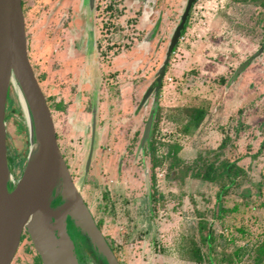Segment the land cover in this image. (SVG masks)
<instances>
[{
	"label": "rangeland",
	"instance_id": "rangeland-1",
	"mask_svg": "<svg viewBox=\"0 0 264 264\" xmlns=\"http://www.w3.org/2000/svg\"><path fill=\"white\" fill-rule=\"evenodd\" d=\"M56 1L24 0L28 57L48 100L58 147L73 182L121 264H264V49L226 88L237 67L261 47L264 14L254 5H238L232 0H197L193 4L185 40L174 45V54L166 65L165 75L172 82L162 81L154 133L159 157L166 155L168 145L175 144L180 146L178 156L185 162L194 161L198 155L207 160L219 157L242 167L246 178L230 185L218 206V183L183 176L180 170H170V160L164 159L158 166L166 172L164 179L155 181V169L152 172L154 191L161 197L148 209L143 173L146 167L150 176L151 163L145 154L146 146L139 152L138 146L151 105L148 101L145 107L137 106L162 64L167 42L187 0H147L153 6L148 19L138 5L129 9L128 0H98L96 25L100 34L105 30L125 46L115 53L111 49L109 57L103 58L101 78L107 82L101 85V105L105 114L110 108L106 114L108 128L102 137L97 133L94 136L87 175L84 166L91 140L89 107L83 112L73 108L79 109L80 104L83 107L86 101L83 86L91 80L95 85L99 82L97 52L88 46L91 40L87 38V44L82 46L78 40L79 48L77 41L73 44L74 62L78 60L83 69L77 88V66L65 63L69 71L59 72L62 76L52 68L58 63V43L68 46L70 34L80 39L86 32L88 36L94 11L87 8V0H75L79 4L71 31L61 27L60 14L66 8L57 7ZM108 2L110 15L104 10ZM156 22L158 30L153 39L142 44ZM118 34L123 36L118 38ZM11 88L12 84L5 116L8 185L13 188L31 160L33 134L29 116L25 120L23 106ZM74 90L79 95L76 99ZM88 95L93 102L95 92ZM191 105H202L207 114L198 128L186 131L188 123L182 120V109ZM99 142L102 149L98 148ZM247 187L252 194L245 199L240 193ZM50 198L53 208L63 203L61 196L54 194ZM197 213H203L208 223L203 231L199 229ZM66 230L78 264H91V249L70 220ZM207 230L213 237L209 248L201 239ZM191 248L199 249L204 260L192 261ZM15 256L19 264H41L27 234L21 237Z\"/></svg>",
	"mask_w": 264,
	"mask_h": 264
},
{
	"label": "water",
	"instance_id": "water-1",
	"mask_svg": "<svg viewBox=\"0 0 264 264\" xmlns=\"http://www.w3.org/2000/svg\"><path fill=\"white\" fill-rule=\"evenodd\" d=\"M94 1L87 0L89 11L94 10ZM195 1H186L180 15V23L172 30L164 60L138 105V109L145 107L148 101L151 105L138 152L149 141L166 65L174 45L178 43L185 28L190 8ZM90 25L89 37L92 45H95L94 23ZM155 30L156 27L143 39L142 44L153 38ZM263 49L264 47H261L256 55L249 57L237 67L226 88L234 83ZM10 84L12 87L14 84L18 87L25 102L29 130L33 134V144L36 146L35 154L13 188L8 185L5 116ZM91 126L92 135L84 166L85 175L89 171L94 151L96 106L93 107ZM143 176L147 207L150 209L151 181L146 167ZM54 192L63 198V203L58 208L50 205V197ZM67 218L89 246L91 256L97 262L120 264L97 226L80 189L73 182L60 153L51 111L29 61L21 0H0V264H11L23 232L28 235L42 264H78L74 256L73 242L66 230Z\"/></svg>",
	"mask_w": 264,
	"mask_h": 264
},
{
	"label": "trees",
	"instance_id": "trees-1",
	"mask_svg": "<svg viewBox=\"0 0 264 264\" xmlns=\"http://www.w3.org/2000/svg\"><path fill=\"white\" fill-rule=\"evenodd\" d=\"M232 1L237 3L238 5H254L255 7H257V9L261 15L264 14V0H232ZM21 4H22V10H23V14H24V11H25L24 10V8H25L24 0H21ZM184 30H185V28H184ZM184 30H183V32H184ZM261 47H264V41H263ZM173 51H175V48H173ZM35 77H36L38 83H40L38 76L35 75ZM42 77H43V75H42ZM12 90H14V89H12ZM54 106L58 107V108L61 107L60 104L59 105L56 104ZM182 111H183L182 120L185 119L186 122L188 123L185 127L186 131L188 129H190L191 127L195 128V129L198 128L201 125V123L203 122L204 117L207 114V109L202 107V105H191L190 108L184 107L182 109ZM12 112L13 111H9V114H11ZM159 112H160V108L158 107V110L156 111V114L154 116L155 121L153 122V125H152L151 135H150L149 141L146 143V150H145V154L149 157V160L151 163V174H150L151 190H152V192H151V203H155L158 200V198L161 197L160 195H157V193L154 191L152 172L154 169L158 168L159 165H161V163L163 162L164 159H169L170 160V165H169L170 170H172V169L180 170V173H182L183 176L189 175V177H191L193 179H201V180H204V181L209 182V183H218L220 190L216 194V198H217V205L221 206V202H220L221 197L227 193L230 185H232V184L235 185L237 179L246 178L245 170L242 167L236 165L234 162H228L224 159L219 160V157H216L214 160H207L205 157L198 155L194 161H192L190 163L185 162V161L181 160L178 156V153L180 151V146L175 145V144L168 145L166 155L163 157L162 156L159 157L157 155L156 147H155V145L159 142L156 141V139L154 137L156 126H157V123L159 121ZM239 124L240 123L238 121L236 128L234 129L235 132L238 131L237 127ZM225 144H226V142L223 141L221 146L224 147ZM261 148L262 147L260 146L259 150H261ZM251 194H252V189L250 187L243 188L241 193H240V195L242 197H244L245 199L249 198L251 196ZM105 196H107V195H105ZM197 215L199 217V229L201 231H203L204 229H207L208 223L203 219V213H197ZM96 224L100 229L99 221H97ZM201 239H202L203 243L207 245V248H209L211 245V242L213 240V237H212V234L210 232H208V230H207L205 235L201 234ZM107 243H108V241H107ZM110 248L113 251V253L115 254L119 263L121 264V261H120V258L118 256L117 252L111 246H110ZM190 250H191L190 252H191V260L192 261L204 260V256L202 254H200L199 249L191 248Z\"/></svg>",
	"mask_w": 264,
	"mask_h": 264
},
{
	"label": "crops",
	"instance_id": "crops-1",
	"mask_svg": "<svg viewBox=\"0 0 264 264\" xmlns=\"http://www.w3.org/2000/svg\"><path fill=\"white\" fill-rule=\"evenodd\" d=\"M66 4H69L71 7H70V10L69 11H67L66 13H65V16H64V18L62 17V14H60V16H61V19H60V23H61V27L62 28H68V29H73V24L71 23L72 22V19H73V16H74V13H75V9H76V7H75V5H73V3H72V1H67L66 2ZM59 16V17H60ZM72 29H71V31H72ZM78 40H81V46H82V44L84 45V43H86L87 44V37H86V35L85 36H83L81 39H80V37L78 36V35H76L75 34V36L73 37L71 34H70V37H69V39H68V46L66 45V44H64V42H62V41H60L59 43H58V51L57 50H55V56H56V59H58V63L57 64H54V66H53V68L52 69H54L55 70V72H57L58 71V73L59 72H68L67 71V69H68V66L66 67L65 66V63H67V62H69L70 63V66H73V68L74 67H76V69L78 70V75H77V81H76V83H75V87L77 86V84H78V79H79V77H80V74L79 73H82V71H83V69H82V66L80 67L79 65H80V63L78 62V60L76 61V62H74L75 61V57H76V55L75 54H73V51H75L74 50V43L76 42V41H78ZM85 41V42H84ZM78 48H79V42H78ZM84 48V47H83ZM69 50H70V52H69ZM85 50H86V47H85ZM66 57H68V58H66ZM82 59V58H81ZM78 64V65H77ZM70 68V67H69ZM61 76H62V74L61 73H59ZM91 76V75H90ZM62 79H64L63 77H62ZM94 86L95 88H94V92H95V95H94V100H93V102H94V104H92V107L93 106H96V119H97V122H96V127H97V136H99V137H102V133H103V131H107V128L108 127H106V125H107V122H106V114H109L110 113V108L109 107H107L106 108V111H108L109 113H106L105 114V112H103V109H102V105H101V99H102V94H103V91H102V89H101V85H100V83L98 82V84H96L95 85V83H94V81H92L91 80V82L89 83V82H87L83 87H85V90L87 91L86 93H87V98H86V101L84 102V104H83V107L81 106V104H80V106H79V109H75V107L73 108V110L74 111H76V112H78V111H82L83 112V110H85L86 108H88L89 107V114H90V106H91V97H89V95H88V92H90L89 90H90V86ZM74 87V88H75ZM77 88V87H76ZM100 89V90H99ZM75 91V90H74ZM75 94H74V99H76V97H79V95L77 94V91H75L74 92ZM73 99V100H74ZM88 100H89V103H88ZM92 102V103H93ZM101 105V106H100ZM74 106V105H73ZM81 107V108H80ZM76 113H74V115H75ZM76 119V118H75ZM90 121H91V116H90ZM89 125V124H88ZM88 125H86V126H88ZM100 142L98 143V148L99 149H102V148H100ZM94 152V151H93ZM90 170H91V168H90ZM146 204H147V201H146Z\"/></svg>",
	"mask_w": 264,
	"mask_h": 264
},
{
	"label": "flooded vegetation",
	"instance_id": "flooded-vegetation-1",
	"mask_svg": "<svg viewBox=\"0 0 264 264\" xmlns=\"http://www.w3.org/2000/svg\"><path fill=\"white\" fill-rule=\"evenodd\" d=\"M67 1H72V3H73V5H75V7L77 8V6H78V4H79V2L76 4V2H75V0H57L56 1V3H55V5L57 6V7H63L64 9L66 8V11L65 10H63V14H62V17L64 18V16H65V13L67 12V11H69L70 10V5L69 4H66V2ZM129 1V3L127 4V6L129 7V9H131V8H133L135 5H138V8L141 10V13H142V15H144L145 17H147V19H148V15H150V13L151 12H153V6L151 5V3H147L148 1H146V2H144V1H142V0H128ZM196 2V1H195ZM194 2V3H195ZM63 3L65 4V5H63ZM193 3V4H194ZM155 4H156V1H155ZM193 4H192V6H193ZM150 5V6H149ZM192 6H191V8H192ZM97 8H98V0H95L94 1V17H93V19L91 20V23H94V30H95V45H92V43H91V45H89L88 44V46L89 47H91V49H95L96 50V52H97V64H98V76H99V83H100V85H103V82L104 83H106L107 82V79L105 78V79H102L101 78V71L103 70V69H101V66H103V58H108L109 56H108V54H110V52H112L111 51V49H113L114 48V53L115 52H118V51H121V49L125 46V45H121V41H119V42H116L115 40H113V38H111V36H110V33L109 32H104L103 31V35H101L100 34V32H99V30H98V28H97V22H96V20H98L97 18H96V15H97ZM111 8V5H110V3L108 2V4L104 7V10H106V12H109V11H107V10H109ZM191 8H190V11H191ZM182 13V12H181ZM190 13V12H189ZM109 15H110V12H109ZM180 18V17H179ZM90 23V24H91ZM158 22H156L154 25H153V27L148 31V33L150 32V31H152V30H154L155 29V27H156V30H155V32H154V35L156 34V31L158 30V24H157ZM180 23V20H178V24ZM105 24V23H104ZM177 24V25H178ZM106 25V24H105ZM185 28H186V25H185ZM106 29V28H105ZM90 30V29H89ZM88 30V31H89ZM77 33V32H76ZM90 33V32H89ZM89 33H88V36H87V32H86V37L87 38H89L90 39V37H89ZM148 33L144 36V38L148 35ZM77 35V34H76ZM154 35H153V37H154ZM120 36H123V35H121V34H118V38L120 37ZM153 39V38H152ZM88 41V40H87ZM169 41H170V38H169ZM169 41L167 42V45H166V49H165V53H166V50H167V46H168V43H169ZM77 43H78V41H77ZM112 45H117L118 47H112ZM121 46H123V47H121ZM114 53H113V55H114ZM120 53V52H119ZM165 53H164V57H165ZM118 54V53H117ZM106 55V56H105ZM118 55H120V54H118ZM171 55H172V53H171ZM171 55H170V57H171ZM114 56H117V55H114ZM163 60H164V58H163ZM169 60H170V58H169ZM163 62V61H162ZM169 63V62H168ZM105 70V69H104ZM117 69H115V71H116ZM108 71H111V69H109ZM155 75V74H154ZM153 80H154V78H153ZM152 80V81H153ZM152 81L150 82V84L152 83ZM149 84V85H150ZM91 88H90V92H91V95L94 93V92H92V91H94V86H90ZM148 88V87H147ZM146 88V89H147ZM96 89V88H95ZM101 89H102V86H101ZM100 90V89H99ZM103 91V90H102ZM104 92V91H103ZM142 95H143V93L141 94V97H140V100H141V98H142ZM140 100H139V103H140ZM139 103H138V105H139ZM94 107V106H93ZM93 107H92V101H91V106H90V116H91V121H90V124H89V129H88V131H90V138H91V135H92V112H93ZM137 108H138V106H137ZM96 122H97V119H96ZM97 127L95 126V134L97 133ZM7 131V130H6ZM142 136V135H141ZM90 138H89V140H90ZM141 139V138H140ZM90 143V142H89ZM26 234V232H23V234H22V238H23V236ZM27 238L29 239V237H28V235H27ZM29 242H30V239H29ZM31 243V242H30ZM20 245V244H19ZM31 247L33 248V245H32V243H31ZM33 250H34V248H33ZM18 251V250H17ZM35 251V250H34ZM35 253H36V251H35ZM16 254H17V252H16ZM15 254V255H16ZM36 255L38 256V254L36 253ZM15 257L16 256H14V258H13V260H12V262H11V264H19V262L18 261H14V259H15ZM39 257V256H38ZM39 259H40V257H39ZM16 262V263H15ZM40 262H41V260H40ZM42 264V263H41Z\"/></svg>",
	"mask_w": 264,
	"mask_h": 264
},
{
	"label": "bare ground",
	"instance_id": "bare-ground-1",
	"mask_svg": "<svg viewBox=\"0 0 264 264\" xmlns=\"http://www.w3.org/2000/svg\"><path fill=\"white\" fill-rule=\"evenodd\" d=\"M13 89H14V91L16 92V95L18 96V98H19V100H20V102H21V104H22V106H23V110H24V113H25V116H26V118H25V120H27V117H28V115H27V110H26V106H25V102H24V100H23V98H22V95H21V93H20V91H19V89H18V87L14 84L13 85ZM15 103H16V97H15ZM8 128H9V126H8ZM13 130V129H12ZM16 140H18V139H16ZM8 141V140H7ZM19 141V140H18ZM19 150V149H18ZM35 150H36V146H35V144H33L32 143V146H31V158L33 157V155L35 154ZM12 153H13V151H12ZM16 162V161H15ZM17 163V162H16ZM18 168V167H17ZM17 171H18V169H17ZM19 172V171H18ZM17 173V172H16ZM18 174V173H17ZM57 192V191H56ZM54 194H56L55 192H54ZM56 196L57 197H59L60 195L59 194H56ZM68 220H70L69 218H67ZM76 233H78L77 231H76ZM79 234V233H78ZM83 240V239H82ZM89 257V259H90V263L91 264H96V262H95V260H94V258L91 256V255H88Z\"/></svg>",
	"mask_w": 264,
	"mask_h": 264
},
{
	"label": "built area",
	"instance_id": "built-area-1",
	"mask_svg": "<svg viewBox=\"0 0 264 264\" xmlns=\"http://www.w3.org/2000/svg\"><path fill=\"white\" fill-rule=\"evenodd\" d=\"M197 1V0H196ZM221 8H224L223 5H221ZM188 20V19H187ZM187 35V33L183 32L181 33L179 39H178V43L180 44L181 42H183L185 40V36ZM174 54V51L172 52V55ZM163 81H165V83H171L172 82V78L168 77L167 75L164 76ZM165 170L161 169V168H156L155 169V181L160 182V180H163L165 177Z\"/></svg>",
	"mask_w": 264,
	"mask_h": 264
}]
</instances>
